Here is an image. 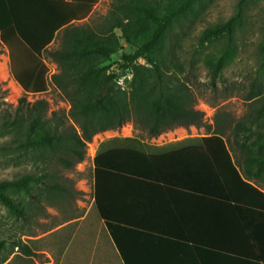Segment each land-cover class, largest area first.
Returning a JSON list of instances; mask_svg holds the SVG:
<instances>
[{
  "label": "trees",
  "instance_id": "trees-1",
  "mask_svg": "<svg viewBox=\"0 0 264 264\" xmlns=\"http://www.w3.org/2000/svg\"><path fill=\"white\" fill-rule=\"evenodd\" d=\"M99 1L0 0V40L8 50L11 75L25 93L19 100L21 112L5 117L0 124V137L11 140L0 145V152L14 154L43 147L58 151V160L72 168L85 160L87 144L95 135L118 130L128 122L141 123L151 137L178 127L205 125L204 113L195 108L194 96L178 78V73L184 72L181 56L186 36L181 33L188 20L187 4L174 0H115L100 26L77 24L91 15ZM251 1L238 0L230 19L209 26L198 38L201 47L222 40L219 50L203 55L212 87L238 55L237 35L245 27ZM56 39L61 41L60 47L49 50ZM122 40L134 52L122 55L119 70L107 72L103 65L122 50ZM260 50L264 55V40ZM45 54L60 68L58 74L49 76ZM141 59L144 64L138 63ZM192 65L190 62L189 67ZM127 70L132 71L133 78L129 90L123 92L130 93L131 104L117 96V91H122L117 78L126 76ZM49 83L68 97L70 117L80 133L73 125L60 121L46 127L42 117L48 109L45 100L33 104L35 112L29 110L27 96L44 93ZM247 98L257 99L260 94L254 91ZM255 114L264 123V108H257ZM251 121L240 120L233 130L244 178L219 124L216 132L197 143L156 154L146 153L135 144L112 148L100 145L93 161L94 206L125 264L155 262L152 250L141 249L146 255L143 263L138 248L132 249L118 237L122 220L112 210L110 198L118 199L123 192L119 189L122 179L132 182V187L140 180L154 182L164 199L165 194L173 201L185 195L176 202L189 209L171 204V215L180 231L177 235L163 232L162 236L177 247L175 243L184 237L182 241L190 245L188 250L195 256L193 264H264V193L248 182L252 177L264 179V130L254 128ZM37 185L45 186V178L29 173L1 181L0 204L15 218H25L27 206L22 197H32ZM205 226L209 241L202 249L190 236ZM149 246L146 248L153 249L152 241ZM3 247L0 242V250Z\"/></svg>",
  "mask_w": 264,
  "mask_h": 264
},
{
  "label": "rangeland",
  "instance_id": "rangeland-1",
  "mask_svg": "<svg viewBox=\"0 0 264 264\" xmlns=\"http://www.w3.org/2000/svg\"><path fill=\"white\" fill-rule=\"evenodd\" d=\"M114 1L100 0L91 15L77 24L88 23L93 28L100 26L110 15ZM174 1L185 2L189 10L188 20L183 23L185 31L181 33L186 36L182 42L181 56L184 72L178 73V78L185 82L194 96L195 108L204 113L205 125L178 127L151 137L143 130L141 123L128 122L118 130L95 135L87 144L85 160L72 168H67L58 160V151H47L43 147L14 154L0 152V182L19 178L26 173L46 180L45 186H34L32 197H22L27 206L25 218H15L0 204V242L4 244L0 250V264H73L76 245L77 255L83 253L84 246L81 250L79 248L81 238L85 242V236L90 233L93 242L96 237L98 242H106L103 226H100L103 228L101 230L98 222L97 226L92 225L90 229L87 225L98 220L96 213L91 212L95 208V166L92 156L99 145L102 148H112L131 144L146 153L156 154L161 150L197 143L199 139L216 132L219 124L224 131V139L228 141L233 161L244 175L240 165L241 152L234 145L233 130L238 121L245 119L252 120L254 128L259 126L264 130L263 121L255 114L257 108H264V55L260 50L264 40V0H252L248 4L245 27L237 35L238 55L223 71L216 87L211 86L208 71L202 61L204 54L221 48L222 40L218 39L201 47L198 45V38L209 26L230 19L236 12L238 0ZM117 34L122 39L119 30ZM60 44L61 41L56 39L49 50L58 49ZM132 52L134 48L122 40V50L113 55L103 68L107 72L119 70L122 55ZM44 58L50 70L49 76L58 74V65L47 54ZM190 62H193L192 67H189ZM254 91L260 94V98L247 100ZM24 96V91L12 78L8 50L0 40V124L5 117H14L21 112L18 105ZM117 96L131 104L130 93L117 91ZM143 97L144 94L141 99ZM39 100L48 103L47 112L42 113L46 127L55 126L60 121L66 126L73 125L80 133L79 127L70 117L68 97L55 85L49 83L44 93L29 94V110L35 112L33 104ZM10 141L7 136L0 137V145H6ZM252 182L264 190V179ZM26 250H30L31 254Z\"/></svg>",
  "mask_w": 264,
  "mask_h": 264
},
{
  "label": "crops",
  "instance_id": "crops-1",
  "mask_svg": "<svg viewBox=\"0 0 264 264\" xmlns=\"http://www.w3.org/2000/svg\"><path fill=\"white\" fill-rule=\"evenodd\" d=\"M238 170L244 178L242 171L239 168ZM252 180H256V178L252 177L248 182L264 193V190L252 182ZM130 183L132 182L122 179L119 184V189L123 192L118 195V199L110 196L111 208L123 222L119 223L120 226L117 228L118 237L126 241L132 249L138 248V251H140V260L143 263L146 262V255L141 252V249L153 251L151 253L155 264H193L195 256L191 250H188L191 248L190 245L182 241L184 237L175 243L179 244V247H177L173 244L169 245L162 236L163 232L169 233L170 231L171 233L172 231L173 234L177 235L178 231H180L176 220L171 215V204L174 203V206L181 207V209L184 208V210L189 209L186 204L176 202V200L182 199L185 195H179L173 201L171 196L169 197L166 194V199H164L159 185L154 182L140 180L133 185L134 187ZM91 213H96L95 216L97 215L98 220L95 219L93 223H87L89 229L92 225L97 226L99 224V228L103 226L106 234V242H98V237L93 242L90 233L89 236H85L87 237L85 242L81 238L79 240L81 241L79 248L81 250L84 246L83 253H78L77 255L78 246L76 245V255L74 256L73 264H125L104 221L99 217L96 208ZM100 229L102 230L103 228L101 227ZM251 229L254 230V227H251ZM255 230H258V228ZM206 231L207 226L202 227L198 234H192L190 236L197 241V246H200L202 249L205 248L204 246H207L209 241L208 235L205 234ZM150 241L153 242V249L146 248L151 247L149 246ZM224 244L225 242L223 240L221 245L224 246ZM237 244L234 243L235 247L239 249L241 245ZM206 262L208 263V261Z\"/></svg>",
  "mask_w": 264,
  "mask_h": 264
},
{
  "label": "built area",
  "instance_id": "built-area-1",
  "mask_svg": "<svg viewBox=\"0 0 264 264\" xmlns=\"http://www.w3.org/2000/svg\"><path fill=\"white\" fill-rule=\"evenodd\" d=\"M138 63L139 64H144V61L141 62V60H139ZM132 78H133L132 71L131 70H127L126 76H120V77L117 78V84L122 90L128 91L129 90V83L131 82ZM99 148H100V145L95 149V151L93 153V156H92L93 157V161H94V158L96 157V155L98 153Z\"/></svg>",
  "mask_w": 264,
  "mask_h": 264
}]
</instances>
